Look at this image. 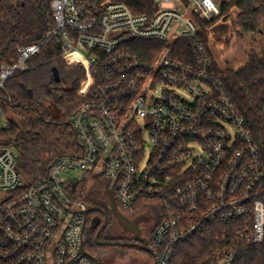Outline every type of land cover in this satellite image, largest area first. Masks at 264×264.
Instances as JSON below:
<instances>
[{
    "label": "built area",
    "instance_id": "1",
    "mask_svg": "<svg viewBox=\"0 0 264 264\" xmlns=\"http://www.w3.org/2000/svg\"><path fill=\"white\" fill-rule=\"evenodd\" d=\"M51 7L54 28L0 65V89L30 70L49 39H60L63 59L86 72L71 120L81 152L58 158L27 187L16 148L0 147V264H94L81 253L89 206L67 193L73 170L105 175L122 210L158 206L153 264H174L179 244L215 222H236L239 238L264 243L260 153L211 71L206 31L219 20L221 0H52ZM142 42L159 45L157 52L141 55ZM179 43L189 49L181 58ZM218 253L219 264H232V246Z\"/></svg>",
    "mask_w": 264,
    "mask_h": 264
},
{
    "label": "trees",
    "instance_id": "2",
    "mask_svg": "<svg viewBox=\"0 0 264 264\" xmlns=\"http://www.w3.org/2000/svg\"><path fill=\"white\" fill-rule=\"evenodd\" d=\"M51 3L0 0V65L15 62L20 48L47 38L55 26ZM218 21L212 31L221 44L206 35L211 71L222 79L226 93L244 117L264 166V0H221ZM60 47V39H49L31 59L30 70L14 76L0 89V107L10 123L0 129V147L16 148L17 168L27 187L42 182L58 158L81 152L71 120L84 101L79 90L86 72L67 63ZM139 47V53H147L157 52L159 45L142 42ZM177 49V58L182 57V51L189 54L184 43L177 44ZM54 110H59L60 116ZM101 194L91 205H104ZM257 197L264 202V189ZM114 198L119 206L115 193ZM141 207L139 204L133 211ZM235 225L210 223L194 239L179 244L174 264H219V249L229 245L235 250L232 264H264V243L239 238ZM85 247L90 252L95 249L91 233Z\"/></svg>",
    "mask_w": 264,
    "mask_h": 264
},
{
    "label": "flooded vegetation",
    "instance_id": "3",
    "mask_svg": "<svg viewBox=\"0 0 264 264\" xmlns=\"http://www.w3.org/2000/svg\"><path fill=\"white\" fill-rule=\"evenodd\" d=\"M105 183V193L101 197L103 206H93L89 204V207L98 208L97 217L91 222L89 220L90 213L87 214L86 226H91V241L95 246V249L91 252V255L98 257L103 264H109L105 257L108 254V249H103L100 243H139V239H144L151 247V239L156 226V220H150L149 215L141 210L128 212L122 210L117 206V211L112 208V196L109 192L108 183ZM115 201V200H114ZM116 203V201H115ZM105 225V226H104ZM86 236V234H85ZM123 247L124 246H119ZM134 250L136 256L134 264H153L152 255L146 251H143L137 247H128ZM138 258V259H137Z\"/></svg>",
    "mask_w": 264,
    "mask_h": 264
},
{
    "label": "rangeland",
    "instance_id": "4",
    "mask_svg": "<svg viewBox=\"0 0 264 264\" xmlns=\"http://www.w3.org/2000/svg\"><path fill=\"white\" fill-rule=\"evenodd\" d=\"M219 21L215 22L211 25L210 29L216 28L219 25ZM213 39L216 41L215 31H212ZM218 44H221L222 41H216ZM82 54H86L85 50H81ZM56 116H60L61 112L59 110H54ZM6 123L5 116L0 117V128H2ZM68 182L66 184L67 193L74 199L82 201L87 205L93 203L96 196L99 193H105V183L107 179L105 175H99V172H86L80 170H73L67 173L66 175ZM141 211L146 212L150 220H156L157 214H159V209L157 205H147L142 206ZM97 212L90 213V222L91 223L96 217ZM91 233V226L89 224L88 228L86 229V236L85 239L89 237ZM108 254L105 257L109 264H134L135 258L138 257L135 255L134 250L128 247H119V246H109L107 247ZM138 259V258H137Z\"/></svg>",
    "mask_w": 264,
    "mask_h": 264
},
{
    "label": "water",
    "instance_id": "5",
    "mask_svg": "<svg viewBox=\"0 0 264 264\" xmlns=\"http://www.w3.org/2000/svg\"><path fill=\"white\" fill-rule=\"evenodd\" d=\"M54 75H55L56 80H59V73H58L57 68H54ZM113 188L114 187H111L109 189V192H110V195L111 196H112ZM111 200H112V208H113V210L114 211H117V205H116V203H115V201L113 199V196H112ZM96 211H98V208H96V207H89L87 210L83 211V214L85 215V218H86L88 213L96 212ZM85 225H86V221H85ZM100 245H103V246L137 247V248H139V249H141L143 251H146V252L150 253L154 257H156L155 251L149 247L148 242L146 240H144V239H139V243H126L125 244V243L109 242V243H100ZM81 253L84 254V255H86L87 257H89L94 262V264H103L98 257L91 255L86 250L84 240L82 241V245H81Z\"/></svg>",
    "mask_w": 264,
    "mask_h": 264
},
{
    "label": "crops",
    "instance_id": "6",
    "mask_svg": "<svg viewBox=\"0 0 264 264\" xmlns=\"http://www.w3.org/2000/svg\"><path fill=\"white\" fill-rule=\"evenodd\" d=\"M140 210H141V208H140Z\"/></svg>",
    "mask_w": 264,
    "mask_h": 264
}]
</instances>
